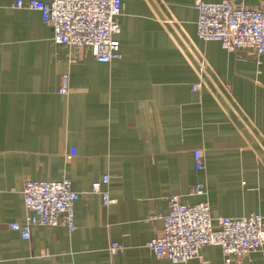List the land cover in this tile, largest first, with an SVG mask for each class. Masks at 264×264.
Wrapping results in <instances>:
<instances>
[{"label":"crops","instance_id":"crops-1","mask_svg":"<svg viewBox=\"0 0 264 264\" xmlns=\"http://www.w3.org/2000/svg\"><path fill=\"white\" fill-rule=\"evenodd\" d=\"M15 1L0 0V264H224L216 245L173 262L146 243L173 195L208 202L214 219L264 218V54L258 63L199 38L193 0H121L120 57L99 62L55 44L40 13ZM105 174L108 205L90 192ZM61 178L80 194L74 230L34 224L24 239L9 227L25 219L26 180ZM199 182L204 195L192 192ZM112 241L122 249L110 253ZM241 264H264V247Z\"/></svg>","mask_w":264,"mask_h":264},{"label":"built area","instance_id":"built-area-1","mask_svg":"<svg viewBox=\"0 0 264 264\" xmlns=\"http://www.w3.org/2000/svg\"><path fill=\"white\" fill-rule=\"evenodd\" d=\"M16 8H28L40 13L42 21L53 30V42L66 45L76 53L87 48L99 62H110L120 57L119 16L121 0H16ZM197 12L196 31L203 40H217L228 51L246 49L260 63L264 54V10L248 8L230 0L215 2L193 0ZM199 83L191 87L196 89ZM69 89L67 73L61 75L58 92ZM75 154L72 147L66 158ZM202 151L194 150L196 169L203 166ZM110 175L105 174L91 183L90 192L99 194L102 203L114 201L106 189ZM193 194L204 195L205 185L196 183ZM25 219L11 222L9 227L18 230L24 239L30 237L31 225L54 227L66 225L74 230V204L80 194L68 178L58 180H26L22 187ZM168 212L162 217L163 228L159 235L150 238L146 246L158 257L173 262H185L199 256L206 245L221 249L224 264H241L251 252L264 247V218L258 213L241 217L211 216L206 201L184 204L177 195L168 197ZM122 246L112 241L110 253Z\"/></svg>","mask_w":264,"mask_h":264}]
</instances>
